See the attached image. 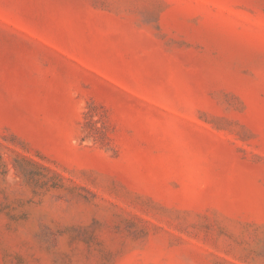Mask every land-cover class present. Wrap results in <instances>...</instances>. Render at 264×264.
<instances>
[{
  "label": "rangeland",
  "instance_id": "1",
  "mask_svg": "<svg viewBox=\"0 0 264 264\" xmlns=\"http://www.w3.org/2000/svg\"><path fill=\"white\" fill-rule=\"evenodd\" d=\"M0 264H264V0H0Z\"/></svg>",
  "mask_w": 264,
  "mask_h": 264
}]
</instances>
